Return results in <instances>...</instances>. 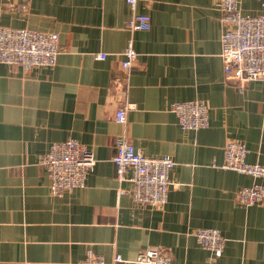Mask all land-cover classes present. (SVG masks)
I'll return each mask as SVG.
<instances>
[{
    "label": "crops",
    "instance_id": "crops-1",
    "mask_svg": "<svg viewBox=\"0 0 264 264\" xmlns=\"http://www.w3.org/2000/svg\"><path fill=\"white\" fill-rule=\"evenodd\" d=\"M218 1L138 0L150 27L131 31L124 0H0V28L54 32L59 43L53 67L0 63V264H83L88 250L107 264L116 255L138 264L148 248L173 264H213L199 229L221 234L222 264H264V204L235 201L260 181L220 167L231 141L264 167V80L241 89L225 80ZM262 1L239 10L262 14ZM128 46L136 59L126 72ZM192 100L207 105L208 125L185 131L170 106ZM122 103L134 105L125 125L115 121ZM122 133L143 156L175 162L161 207L119 194L131 188L111 161ZM68 139L96 163L83 187L53 195L40 159Z\"/></svg>",
    "mask_w": 264,
    "mask_h": 264
},
{
    "label": "built area",
    "instance_id": "built-area-1",
    "mask_svg": "<svg viewBox=\"0 0 264 264\" xmlns=\"http://www.w3.org/2000/svg\"><path fill=\"white\" fill-rule=\"evenodd\" d=\"M132 10L127 22L131 31H147L150 17L138 14L135 8L138 0H124ZM242 0H219L220 22L224 27L221 35L220 58L225 80L240 89L248 83L264 80V13L256 16L242 15L239 4ZM264 8V0L261 2ZM59 54L58 35L31 29L0 28V63L30 70L36 67H53ZM121 67L128 72L136 59L135 51L128 46L123 54ZM105 59L104 54L96 56ZM134 105L122 103L115 114V121L127 123L126 112ZM178 126L185 131H198L208 125V107L203 101L175 102L170 106ZM224 159L220 166L239 174L259 180L235 192V201L245 207L264 204V167L246 163L247 149L237 141L224 146ZM116 168V179L128 181L131 188L120 190L119 194L130 193L132 200L141 206L161 207L166 203L170 187V172L175 162L169 156L146 157L136 151L125 133L118 138L115 155L111 159ZM96 161L93 154L74 139L53 143L40 159L49 179L50 192L60 195L84 186L88 173ZM130 171V175L128 174ZM196 241L212 253L213 264H222L220 257L224 239L218 230L199 229L194 233ZM123 263L116 255L112 264ZM138 264H173L170 255L158 248L140 251ZM83 264H107L102 256L88 250Z\"/></svg>",
    "mask_w": 264,
    "mask_h": 264
},
{
    "label": "rangeland",
    "instance_id": "rangeland-1",
    "mask_svg": "<svg viewBox=\"0 0 264 264\" xmlns=\"http://www.w3.org/2000/svg\"><path fill=\"white\" fill-rule=\"evenodd\" d=\"M6 65V64H5Z\"/></svg>",
    "mask_w": 264,
    "mask_h": 264
}]
</instances>
